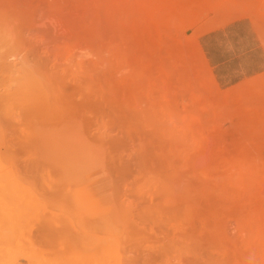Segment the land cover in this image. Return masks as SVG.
Masks as SVG:
<instances>
[{"label": "rangeland", "instance_id": "obj_1", "mask_svg": "<svg viewBox=\"0 0 264 264\" xmlns=\"http://www.w3.org/2000/svg\"><path fill=\"white\" fill-rule=\"evenodd\" d=\"M246 1L170 0L166 23H153V39L157 48L162 37L182 36L183 70L176 57L163 66L162 51H145L147 38L130 40L113 27L99 90L88 73L93 64L101 68L100 45L70 64L64 80L51 65L64 61V49L43 64L24 39L28 12L18 0H0V264H264V75L221 86L198 42L244 15ZM56 76L62 84L43 83ZM42 84L45 97L60 92L56 102L28 105ZM69 113L82 116L105 146L95 165L54 164L47 134ZM254 128L256 140L237 133ZM219 132L227 134L220 155ZM116 144L122 157L112 151ZM205 147L209 172L222 167L221 176H205L201 194L190 179L182 180L183 198L168 192L165 169L192 165ZM241 151L256 156L257 167L237 186L230 160ZM119 190L133 231L107 234ZM201 230L216 240L215 251Z\"/></svg>", "mask_w": 264, "mask_h": 264}, {"label": "bare ground", "instance_id": "obj_2", "mask_svg": "<svg viewBox=\"0 0 264 264\" xmlns=\"http://www.w3.org/2000/svg\"><path fill=\"white\" fill-rule=\"evenodd\" d=\"M16 5L18 9H24L28 12L29 22L24 26V39L30 43L31 50L36 57L41 59L43 64L50 63V57L56 54V51L64 49L67 54L64 61L58 60L59 66L58 63L51 64L53 69L60 67L63 75L66 71H69L70 64L80 58L83 53H89L100 45V51L95 56L97 57L96 61L102 59L99 62L101 68L93 64L88 73V79L96 89L101 90L103 87L104 70L102 66L105 63L106 40L108 32L113 27L121 36L128 34L130 40L139 37L144 41L143 38H147L148 42H143V49L149 53L156 49L162 51L163 55L160 60L163 66L166 60L171 57L177 58L175 62L182 70L187 66L182 47L177 45V43H182V36L168 37L167 35V37H162L159 41L161 48H156L157 41L153 39V36H155L153 23H166L170 0H18ZM148 49L150 50L148 51ZM145 51L138 53L142 56ZM5 63L8 64L9 70L14 67L9 61ZM66 74L64 80L67 78ZM46 82H51L50 85H53V87L62 84L60 76H56L55 80L52 77H44L43 83ZM43 88L44 84L39 86L38 89L36 85L35 89H37L38 95L35 92H30L29 96L27 95L26 102L28 105H40V109L41 106L44 108L48 105L47 102H56V94L60 95V92L55 91L54 95L50 94L45 97L47 94ZM90 128L86 120L77 113H69L56 119L55 130L47 134L49 138L48 147L51 148L50 151L53 153L55 165L58 164L60 168L72 166L81 168L87 164L95 165L98 163L99 157L106 150L103 144L98 143L90 136ZM237 133L247 140H256L258 129L238 130ZM226 135L225 132H219L213 137L216 138V144L218 143L216 145L218 155L222 154L223 149L221 146L224 144ZM109 136L116 137L111 134ZM45 144L47 145L46 142ZM113 150L122 157L124 150L120 145H114ZM193 159L194 163L190 166L168 167L165 169L164 177L167 191L173 195H178V197L180 196L179 198H183L185 195L181 190L183 179L195 181L193 188L195 187L196 192L201 194L202 190L208 188L204 182L205 176L210 177L212 181L221 176L222 167L218 171L209 172L207 164L208 149L206 147L198 150ZM230 162V177L237 186L242 185L243 182L249 179L257 167V157L250 156L247 151L239 152ZM122 198L123 195L119 190L116 194V200L112 201L113 207L107 211L105 226L107 234L114 231L130 233L133 231L130 225L127 226V213L124 212L125 201ZM167 201H172V199L169 197ZM130 212L129 210V214ZM256 216L259 217L257 214ZM201 231L204 234L203 240L206 243L210 246H212V243H216V240H212L209 232ZM212 247L215 251L216 245ZM188 264L229 263L213 259L209 263L195 262Z\"/></svg>", "mask_w": 264, "mask_h": 264}, {"label": "crops", "instance_id": "obj_3", "mask_svg": "<svg viewBox=\"0 0 264 264\" xmlns=\"http://www.w3.org/2000/svg\"><path fill=\"white\" fill-rule=\"evenodd\" d=\"M246 5L244 15L236 14L235 19L198 38L204 59L221 86L264 75V0H247Z\"/></svg>", "mask_w": 264, "mask_h": 264}]
</instances>
